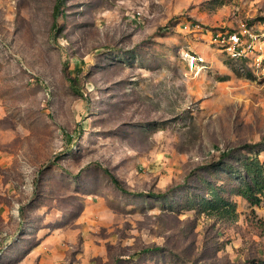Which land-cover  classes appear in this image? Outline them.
I'll return each mask as SVG.
<instances>
[{"label":"rangeland","instance_id":"rangeland-1","mask_svg":"<svg viewBox=\"0 0 264 264\" xmlns=\"http://www.w3.org/2000/svg\"><path fill=\"white\" fill-rule=\"evenodd\" d=\"M242 26L264 0H0V264H262L248 153L220 159L264 139Z\"/></svg>","mask_w":264,"mask_h":264},{"label":"trees","instance_id":"trees-1","mask_svg":"<svg viewBox=\"0 0 264 264\" xmlns=\"http://www.w3.org/2000/svg\"><path fill=\"white\" fill-rule=\"evenodd\" d=\"M61 2H57L55 5L53 16L56 21L60 13ZM53 27H56V22ZM71 83L76 86L75 81L71 80ZM264 148V139L258 143L242 144L238 148L229 149L221 154L220 159L224 161L237 153L247 152L248 156H244L240 161V181L237 182L236 193L247 200L252 206H259L264 204V161L260 158L258 148ZM113 183L120 190L125 191L121 183L111 176ZM207 210L209 215H218L219 217H227L234 215L235 206L225 197V195L217 188L212 191V199L206 200ZM206 210V211H207ZM148 251V250H147ZM264 264V262L262 263Z\"/></svg>","mask_w":264,"mask_h":264},{"label":"built area","instance_id":"built-area-1","mask_svg":"<svg viewBox=\"0 0 264 264\" xmlns=\"http://www.w3.org/2000/svg\"><path fill=\"white\" fill-rule=\"evenodd\" d=\"M219 44L229 57L245 62L253 72L264 75V32L242 26L220 35Z\"/></svg>","mask_w":264,"mask_h":264}]
</instances>
